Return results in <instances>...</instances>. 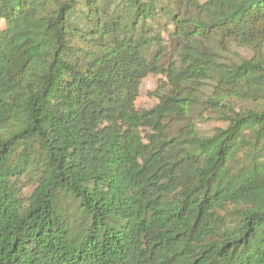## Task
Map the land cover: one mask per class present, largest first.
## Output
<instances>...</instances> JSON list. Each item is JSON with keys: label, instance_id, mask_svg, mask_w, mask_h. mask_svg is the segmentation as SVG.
Here are the masks:
<instances>
[{"label": "trees", "instance_id": "16d2710c", "mask_svg": "<svg viewBox=\"0 0 264 264\" xmlns=\"http://www.w3.org/2000/svg\"><path fill=\"white\" fill-rule=\"evenodd\" d=\"M0 20V264H264V0Z\"/></svg>", "mask_w": 264, "mask_h": 264}, {"label": "rangeland", "instance_id": "374dc122", "mask_svg": "<svg viewBox=\"0 0 264 264\" xmlns=\"http://www.w3.org/2000/svg\"><path fill=\"white\" fill-rule=\"evenodd\" d=\"M2 26V21L0 20V27ZM159 77L149 75L145 78L141 84V95L136 101V107L138 108H151L157 103V98L151 94L157 84ZM219 123L215 120L206 121L200 126L201 132L208 131L212 126L218 125ZM19 185L21 186V196H26L33 189V183L27 180L26 177H21L19 180Z\"/></svg>", "mask_w": 264, "mask_h": 264}]
</instances>
